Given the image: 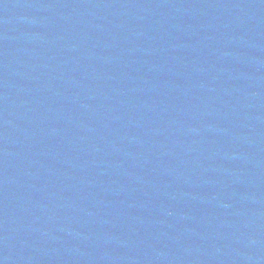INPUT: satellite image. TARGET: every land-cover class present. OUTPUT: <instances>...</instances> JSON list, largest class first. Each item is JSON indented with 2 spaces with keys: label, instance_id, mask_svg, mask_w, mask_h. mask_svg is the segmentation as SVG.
Instances as JSON below:
<instances>
[{
  "label": "water",
  "instance_id": "1",
  "mask_svg": "<svg viewBox=\"0 0 264 264\" xmlns=\"http://www.w3.org/2000/svg\"><path fill=\"white\" fill-rule=\"evenodd\" d=\"M0 264H264V0H0Z\"/></svg>",
  "mask_w": 264,
  "mask_h": 264
}]
</instances>
